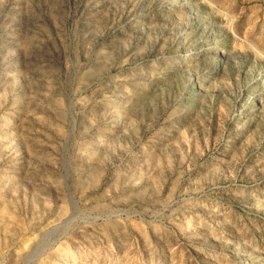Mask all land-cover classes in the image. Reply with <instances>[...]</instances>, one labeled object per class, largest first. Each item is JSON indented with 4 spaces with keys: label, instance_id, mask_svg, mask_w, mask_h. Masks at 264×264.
<instances>
[{
    "label": "rangeland",
    "instance_id": "obj_1",
    "mask_svg": "<svg viewBox=\"0 0 264 264\" xmlns=\"http://www.w3.org/2000/svg\"><path fill=\"white\" fill-rule=\"evenodd\" d=\"M0 264H264V0H0Z\"/></svg>",
    "mask_w": 264,
    "mask_h": 264
}]
</instances>
